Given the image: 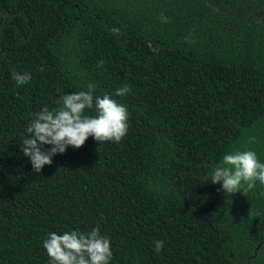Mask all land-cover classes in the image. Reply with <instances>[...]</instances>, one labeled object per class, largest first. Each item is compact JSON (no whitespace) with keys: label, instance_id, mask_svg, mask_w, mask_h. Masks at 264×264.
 Returning a JSON list of instances; mask_svg holds the SVG:
<instances>
[{"label":"trees","instance_id":"trees-1","mask_svg":"<svg viewBox=\"0 0 264 264\" xmlns=\"http://www.w3.org/2000/svg\"><path fill=\"white\" fill-rule=\"evenodd\" d=\"M90 82L127 134L34 172L33 114ZM249 149L264 163V0H0V264H51L49 233L97 226L111 264H264V185L211 183Z\"/></svg>","mask_w":264,"mask_h":264},{"label":"clouds","instance_id":"clouds-1","mask_svg":"<svg viewBox=\"0 0 264 264\" xmlns=\"http://www.w3.org/2000/svg\"><path fill=\"white\" fill-rule=\"evenodd\" d=\"M103 63L98 62V67ZM13 79L17 85H24L31 80V74L13 70ZM95 89L96 85L90 82L87 91L65 94L57 101L58 107L44 106L33 114L21 151L30 160L34 172L40 173L45 165L50 166L53 157L65 153L69 146L79 149L89 137L100 144L119 143L125 137L130 115L127 105L107 93L96 96ZM130 91L131 86L126 84L116 90L115 96L123 97ZM92 109L94 115L85 114ZM257 181L264 185V163L251 149L226 153L211 172V183L220 184V190L226 195L241 192L245 184L253 189ZM252 214L250 209L249 215ZM154 243L159 253L164 241ZM43 248L51 264H111L113 258L110 238L101 234L99 226L89 232L49 233Z\"/></svg>","mask_w":264,"mask_h":264}]
</instances>
